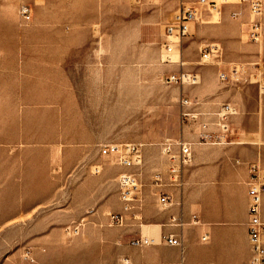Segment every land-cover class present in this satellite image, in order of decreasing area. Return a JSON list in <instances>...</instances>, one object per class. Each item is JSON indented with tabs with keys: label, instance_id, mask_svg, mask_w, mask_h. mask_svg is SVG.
Segmentation results:
<instances>
[{
	"label": "rangeland",
	"instance_id": "obj_1",
	"mask_svg": "<svg viewBox=\"0 0 264 264\" xmlns=\"http://www.w3.org/2000/svg\"><path fill=\"white\" fill-rule=\"evenodd\" d=\"M191 1L0 0V264H71L73 252L90 253L85 229L106 226L108 212L121 208L116 176L123 167L100 146L142 143L148 182L159 143L191 139L180 121L181 94L201 109L216 83L229 95L233 84L264 78L255 69L264 65V32L251 38L248 18L241 30L251 58L235 60L218 42L198 38L201 26L222 22L224 6L248 13L239 0L199 5L196 27L176 51L183 63L170 62L165 26ZM208 43L218 51L203 57ZM233 64L240 72L219 80ZM180 71L197 82L164 81ZM225 101L232 102L216 107ZM79 236L80 248L73 244Z\"/></svg>",
	"mask_w": 264,
	"mask_h": 264
},
{
	"label": "crops",
	"instance_id": "obj_2",
	"mask_svg": "<svg viewBox=\"0 0 264 264\" xmlns=\"http://www.w3.org/2000/svg\"><path fill=\"white\" fill-rule=\"evenodd\" d=\"M232 10H240L241 15L230 16ZM222 18L221 23L201 26L198 38L218 42L224 53L235 60L251 58L246 52L251 44L242 39V23L248 18L245 8L226 5ZM190 27H196L194 22ZM255 69L264 75V65ZM233 85L229 95L220 93L217 83L204 91L209 99L199 108H214L225 99L237 104L238 112L231 117L232 142L192 147V160L183 168V188L174 193L180 203L160 205L152 188L144 187L141 204L126 212L123 225L107 222L103 227L85 229L94 247L87 254L73 252L71 264H124V260L133 264H249L247 163L260 159L264 164V94L255 83ZM195 131L190 132L191 139ZM160 163L161 156L146 173L148 180ZM171 215L185 224L171 225ZM261 216L264 219V198ZM169 234L182 237L181 245L167 243L165 237ZM203 235L207 239H202ZM139 236L151 237L153 242L132 244L131 240ZM85 243L81 236L73 240L78 248Z\"/></svg>",
	"mask_w": 264,
	"mask_h": 264
},
{
	"label": "built area",
	"instance_id": "obj_3",
	"mask_svg": "<svg viewBox=\"0 0 264 264\" xmlns=\"http://www.w3.org/2000/svg\"><path fill=\"white\" fill-rule=\"evenodd\" d=\"M237 3L248 8L249 35L254 38L264 32V0H239ZM205 5L215 9L217 0H194L188 4H181L173 19L165 26L167 36L171 35L178 41L189 33L191 23L197 19L198 6ZM241 6V5H240ZM242 7V6H241ZM20 13L24 20L30 18V9L26 4L20 6ZM241 15L240 10H233L231 16L236 18ZM166 52L173 50V43H165ZM218 51V45L208 43L201 48V55L208 56L211 52ZM240 72V68L233 64L228 71H219V80H231ZM256 77V75H253ZM164 81L167 83H195V74L183 71L166 74ZM261 81V82H260ZM255 80L258 90L264 94V78ZM198 102L186 94L179 97L180 121L189 128L196 130L193 139L166 138L159 143L161 154L160 166L155 167L148 182H144L142 144L136 142L105 143L100 146L99 153L113 157L115 163L122 166L123 170L116 176L118 199L122 211L108 212L110 225H123L126 221V212L140 205L143 198L144 187H151L160 205L168 206L180 203L174 199L175 191H181L184 185L183 168L191 162L193 157L192 147L195 144L225 145L231 143L232 123L231 117L237 114L235 102H223L215 110L198 109ZM236 163H240L235 160ZM249 178L246 181L248 190V221L247 231L251 247L249 264H264V219L261 216L262 198H264V164L259 159L248 162ZM100 169H95L99 172ZM134 216V214H132ZM195 219L196 216L192 217ZM169 223L181 227L185 222L174 215L170 216ZM77 226L74 230L77 232ZM202 239H207L206 235ZM169 244L181 245L182 237L169 234L165 237ZM153 239L148 236H139L131 240L132 244H149ZM124 264H133L124 260ZM177 264H181V261Z\"/></svg>",
	"mask_w": 264,
	"mask_h": 264
},
{
	"label": "bare ground",
	"instance_id": "obj_4",
	"mask_svg": "<svg viewBox=\"0 0 264 264\" xmlns=\"http://www.w3.org/2000/svg\"><path fill=\"white\" fill-rule=\"evenodd\" d=\"M169 39H168V42L170 43H173V50L170 52V54L172 53L171 56H169L170 58V62H179V63H183L182 61H179V58H176L175 55H176V51L179 49V46H180V43H181V40H177L175 39L173 36L171 35H168ZM142 144V143H141ZM143 145V144H142Z\"/></svg>",
	"mask_w": 264,
	"mask_h": 264
}]
</instances>
